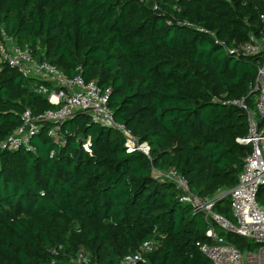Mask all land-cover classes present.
<instances>
[{
    "label": "trees",
    "instance_id": "1",
    "mask_svg": "<svg viewBox=\"0 0 264 264\" xmlns=\"http://www.w3.org/2000/svg\"><path fill=\"white\" fill-rule=\"evenodd\" d=\"M263 3L0 0V39L11 36L67 76L80 66L86 81L111 89L114 119L151 149L150 160L128 153L119 132L79 113L61 124L62 144L45 122L30 149L0 150V264H64L78 252L88 264H117L152 238L159 245L145 264H212L196 246L210 224L151 168L175 169L201 197L234 187L251 148L236 141L247 134V116L230 101L252 105L249 86L264 58L230 55L203 30L230 46L245 42L260 28ZM34 84L1 65L0 141L26 109L57 107ZM215 211L234 222L229 195ZM219 234L240 249L253 245Z\"/></svg>",
    "mask_w": 264,
    "mask_h": 264
},
{
    "label": "built area",
    "instance_id": "2",
    "mask_svg": "<svg viewBox=\"0 0 264 264\" xmlns=\"http://www.w3.org/2000/svg\"><path fill=\"white\" fill-rule=\"evenodd\" d=\"M264 2V0H263ZM264 6V3H263ZM157 9V5H154ZM260 28L250 32L248 40L230 46L209 33L216 44H219L230 55L235 57L260 55L264 58V7L259 15ZM6 64L16 69L23 77L32 78L35 84L32 90L57 107L39 114L26 109L21 114V125L0 141V150L13 151L21 147L30 149V138L41 129L42 123H50L48 136L58 144L64 143L61 124L75 115L86 114L91 123L114 129L121 135L126 152H141L150 160V145L140 142L122 123L117 122L113 110L109 106L110 88H103L95 80L86 81L79 73L67 76L57 66L45 59L34 56L31 48L18 45L14 39L3 33L0 39V69ZM248 95L252 105L245 99L232 100L231 104L241 107L247 116V134L236 141L248 144L250 152L243 160V168L238 174L237 182L228 194L218 189L210 197H201L193 192L187 179L175 169L158 171L151 168L152 175L158 180H166L174 184L178 191V200L190 205L194 213H201L210 224L206 231V240L196 242L198 250L212 264H264V60L257 68L254 81L249 86ZM83 147L91 152V142L85 140ZM229 195L230 212L234 222L229 221L215 211L217 201ZM219 231H227L249 240L251 248H238L232 242L224 241ZM159 245L157 238L144 241L137 250L125 254L117 264H145L147 254ZM89 259L78 252L64 264H88ZM47 264H62L51 260Z\"/></svg>",
    "mask_w": 264,
    "mask_h": 264
},
{
    "label": "rangeland",
    "instance_id": "3",
    "mask_svg": "<svg viewBox=\"0 0 264 264\" xmlns=\"http://www.w3.org/2000/svg\"><path fill=\"white\" fill-rule=\"evenodd\" d=\"M229 190L228 189H223L222 192H223V194H228ZM223 239H224V241H228L229 240L228 236H223Z\"/></svg>",
    "mask_w": 264,
    "mask_h": 264
}]
</instances>
